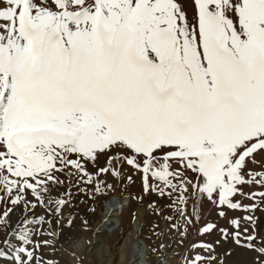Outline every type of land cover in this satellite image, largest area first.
Returning a JSON list of instances; mask_svg holds the SVG:
<instances>
[{"label":"rangeland","instance_id":"374dc122","mask_svg":"<svg viewBox=\"0 0 264 264\" xmlns=\"http://www.w3.org/2000/svg\"><path fill=\"white\" fill-rule=\"evenodd\" d=\"M114 197L115 263L144 208L150 264H264V0H0V264Z\"/></svg>","mask_w":264,"mask_h":264},{"label":"bare ground","instance_id":"6f19581e","mask_svg":"<svg viewBox=\"0 0 264 264\" xmlns=\"http://www.w3.org/2000/svg\"><path fill=\"white\" fill-rule=\"evenodd\" d=\"M120 203L121 208L119 209L115 208L113 200L103 204L101 219L96 224L97 236L95 238L87 226L76 228L73 231L74 236L68 245H63L73 264H82L84 260L88 261L87 253L95 256L94 260L99 264H150V246L139 237L146 214L144 208L137 210L132 218L131 229L125 233L118 245L119 259L115 263L117 256L112 250L117 246L119 233L124 231L120 214L129 206L130 202L123 203L120 200ZM52 241L58 242V236L55 233H53Z\"/></svg>","mask_w":264,"mask_h":264},{"label":"water","instance_id":"95a60500","mask_svg":"<svg viewBox=\"0 0 264 264\" xmlns=\"http://www.w3.org/2000/svg\"><path fill=\"white\" fill-rule=\"evenodd\" d=\"M112 200H113V203L115 205V208H117V209L121 208V203H120V200L118 198L114 197V198H112Z\"/></svg>","mask_w":264,"mask_h":264}]
</instances>
